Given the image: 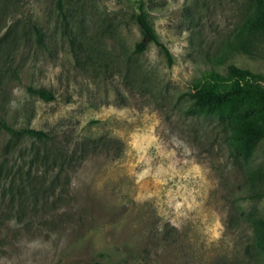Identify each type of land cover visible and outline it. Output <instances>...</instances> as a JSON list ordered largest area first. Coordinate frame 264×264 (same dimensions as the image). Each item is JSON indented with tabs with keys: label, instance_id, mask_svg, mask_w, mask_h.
<instances>
[{
	"label": "rangeland",
	"instance_id": "1",
	"mask_svg": "<svg viewBox=\"0 0 264 264\" xmlns=\"http://www.w3.org/2000/svg\"><path fill=\"white\" fill-rule=\"evenodd\" d=\"M138 1L171 65L155 43L134 52ZM254 7L65 0L67 28L57 0H0V116L48 134L0 131L13 191L0 185V264H264L251 225L264 214V139L244 159L226 120L193 111L188 94L229 63L264 83V39L253 54L229 47ZM37 149L47 157L31 164Z\"/></svg>",
	"mask_w": 264,
	"mask_h": 264
},
{
	"label": "trees",
	"instance_id": "2",
	"mask_svg": "<svg viewBox=\"0 0 264 264\" xmlns=\"http://www.w3.org/2000/svg\"><path fill=\"white\" fill-rule=\"evenodd\" d=\"M57 7L61 12L65 25L68 28V20L65 14V0H57ZM138 12L135 15L136 22L141 32V38L134 47V52H143L150 43H155L164 52L169 65L173 62L170 49L161 41L154 29L149 12L144 7L142 1L137 2ZM40 32L39 28H36ZM67 33L73 41V35L69 29ZM264 39V0H255V7L245 19L236 38L229 47L235 52L253 54L258 52L259 44ZM203 80L194 84L192 90L188 92L192 98L193 111L204 115H215L224 118L230 128V143L232 147L244 158L252 157L256 147L264 139V83L260 74L247 68H242L234 63H229L226 74H222L214 69L207 70L203 75ZM28 91L43 99L52 100V92L28 86ZM0 131L6 132L11 138L14 137H35L45 142L48 134L34 127L14 128L4 118L0 116ZM7 149L9 148L6 147ZM4 150L5 155L10 151ZM39 149L28 155L29 163H37L47 155ZM23 155V154H22ZM62 158L68 159V155L61 154ZM71 157V156H70ZM7 165L0 161V185L1 194L5 195L7 190L13 193L12 188L5 189L4 183L8 176ZM20 169L12 173V177L21 174ZM29 176V171H26ZM260 175L254 170L251 178L255 179ZM23 176V175H22ZM21 177L24 183V176ZM2 182V184H1ZM4 189V190H3ZM25 190L24 185H18L13 197L19 196ZM8 193V192H7ZM259 193L258 196H261ZM252 230L257 244L264 252V214L251 217ZM76 264H102L99 261H84Z\"/></svg>",
	"mask_w": 264,
	"mask_h": 264
}]
</instances>
